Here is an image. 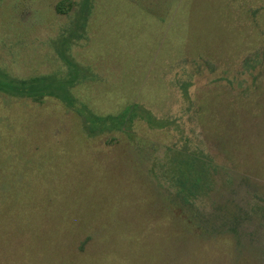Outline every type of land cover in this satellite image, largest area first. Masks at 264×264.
<instances>
[{"label":"rangeland","instance_id":"1","mask_svg":"<svg viewBox=\"0 0 264 264\" xmlns=\"http://www.w3.org/2000/svg\"><path fill=\"white\" fill-rule=\"evenodd\" d=\"M64 56L79 103L138 109L91 135L0 91V264H264V0H0V71L67 78ZM170 147L210 166L188 202Z\"/></svg>","mask_w":264,"mask_h":264},{"label":"trees","instance_id":"2","mask_svg":"<svg viewBox=\"0 0 264 264\" xmlns=\"http://www.w3.org/2000/svg\"><path fill=\"white\" fill-rule=\"evenodd\" d=\"M72 7L71 2H60L57 6L59 12H66ZM64 58L72 67L71 74L67 78H57L54 75H40L31 78H16L6 72L0 71V91L15 97L30 98L34 101H42L46 96H55L71 107L77 108L82 116L85 129L91 135L104 132L108 124L118 130L124 129L131 115L137 110V106H130L124 112L117 115H97L85 104L79 103L73 95L71 88L80 80V69L67 56ZM79 107H76L77 104ZM135 116V113H133ZM172 158L164 164L166 175L179 189V196L188 202L191 198L198 197L205 192L212 182L209 163L204 157L195 151L185 148L170 147Z\"/></svg>","mask_w":264,"mask_h":264}]
</instances>
